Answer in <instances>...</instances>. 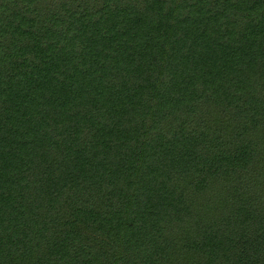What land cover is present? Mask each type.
Returning <instances> with one entry per match:
<instances>
[{
    "label": "trees",
    "instance_id": "1",
    "mask_svg": "<svg viewBox=\"0 0 264 264\" xmlns=\"http://www.w3.org/2000/svg\"><path fill=\"white\" fill-rule=\"evenodd\" d=\"M264 264V0H0V264Z\"/></svg>",
    "mask_w": 264,
    "mask_h": 264
},
{
    "label": "rangeland",
    "instance_id": "2",
    "mask_svg": "<svg viewBox=\"0 0 264 264\" xmlns=\"http://www.w3.org/2000/svg\"><path fill=\"white\" fill-rule=\"evenodd\" d=\"M202 201V197L197 194L189 195L185 206L179 210L170 226L168 248L157 264H177L176 254L186 240L189 229L198 215ZM226 259L225 255H220L213 261V264H223Z\"/></svg>",
    "mask_w": 264,
    "mask_h": 264
}]
</instances>
